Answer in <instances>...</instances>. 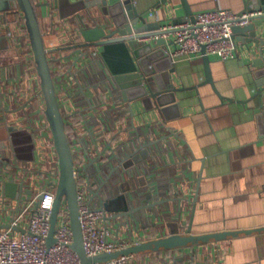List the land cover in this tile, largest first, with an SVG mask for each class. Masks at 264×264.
<instances>
[{"label": "built area", "instance_id": "2783aa9c", "mask_svg": "<svg viewBox=\"0 0 264 264\" xmlns=\"http://www.w3.org/2000/svg\"><path fill=\"white\" fill-rule=\"evenodd\" d=\"M259 14L260 11L240 13L215 7L197 12L194 21L164 24L162 28L173 29L172 33L163 34L166 42L172 44L168 47L169 57L174 61L203 54L221 60L234 58L237 44L232 37V26L247 23L250 17ZM14 15V20L5 18L0 27V35L15 52L14 62L4 66L0 63V126L30 132L34 160H18L9 137L0 140V178L15 181L16 193L19 192L17 198L0 200V213L7 215L4 221L7 227L0 228V264H79V257L71 248L70 213L63 200L57 212L54 240L47 244L59 160L44 112L45 102L25 20L20 11ZM66 22H60L64 24L61 44L53 47L44 42V45L48 49L57 102L73 158L83 249L87 256H94L144 240L139 233L113 235L110 222L120 224V219L125 218H112L103 203L119 193L129 194L135 201L139 199L140 176L146 172V161L155 155L151 147L156 143L149 147L150 157L124 169L115 167L120 159L156 137L151 136L155 131L149 126H129V105L117 94L101 49L95 45L71 46L82 41L80 26L66 27ZM53 24L47 33H52ZM42 33L44 36L46 32ZM12 101L17 106H13ZM34 101L36 108L31 106ZM126 131L127 137L123 138ZM114 152L119 157L115 158ZM30 177L32 186L26 187ZM44 179L47 180L44 182ZM123 183H128L129 189L122 188ZM137 256L133 253L91 264H135Z\"/></svg>", "mask_w": 264, "mask_h": 264}, {"label": "crops", "instance_id": "0c3cea01", "mask_svg": "<svg viewBox=\"0 0 264 264\" xmlns=\"http://www.w3.org/2000/svg\"><path fill=\"white\" fill-rule=\"evenodd\" d=\"M34 1L40 28L46 32L45 44L53 47L61 44L64 29L61 20H66V27L70 28L81 27L82 23L95 24L82 9L74 11L72 0ZM44 1L49 4L45 5ZM187 1L194 15L215 7L242 9L241 0ZM133 3L138 12L149 10L146 19L159 21L161 26L184 15L181 0H133ZM15 18L14 14L7 17ZM52 22L53 31L47 33ZM235 41L236 57L221 60L210 55L211 76L223 99L205 82L202 57H195L171 59L165 70L178 88L174 103L159 111L145 109L139 101L130 102L134 115L128 112L129 126H149L155 131L151 132L152 137L164 139L151 147L155 155L146 161V172L140 176L142 186L138 201H125L129 207L152 202L155 205L141 209L135 220L126 217L120 219V224L111 221L113 235L132 232L149 239L168 235L174 227L183 231L195 195L194 233L264 225V136L258 137L253 112L257 102L252 98L255 87L249 69L251 57L258 54L247 55L241 42ZM7 43L4 39L0 42L3 66L15 61V52ZM169 44L167 48L172 47ZM117 94L123 100L119 90ZM127 132H123V138L127 137ZM119 206L123 203L114 204L115 208ZM6 218V214L0 213V225ZM136 259L135 264H264V232L138 254Z\"/></svg>", "mask_w": 264, "mask_h": 264}, {"label": "water", "instance_id": "95a60500", "mask_svg": "<svg viewBox=\"0 0 264 264\" xmlns=\"http://www.w3.org/2000/svg\"><path fill=\"white\" fill-rule=\"evenodd\" d=\"M242 9L238 12H257L261 14L250 17L247 23L232 26V37L241 42L243 51L249 56L257 52V57H251L249 64L253 77L255 91L252 98H256L253 112L256 118L258 137L264 136V0H241ZM74 11L80 10L89 14L95 22L92 26L83 24L80 27L82 41L71 46L88 47L98 46L101 57L113 78L114 86L123 101H139L145 109L163 110L175 102V91L178 89L170 81L165 72L169 68L171 58L168 54L167 42L163 34L172 33L173 29L162 28L159 21H148L146 12H138L133 0H72ZM184 15L172 19V25L180 24L186 20L194 21L195 15L191 11L187 0H181ZM20 11L24 17L28 38L35 62V68L40 80V89L45 102V116L51 130L54 147L59 160V179L56 188L55 200L50 218V230L47 244H51L55 230L57 212L63 200L69 209L70 227L73 241L71 248L78 255L79 264H91L128 254H147L167 250L187 248L193 245L204 244L212 241L227 239L241 234L264 232V225L259 227L222 230L215 232L194 233L192 231L193 214L196 196L190 213L188 224L183 231L178 227L171 228L168 235L144 239L125 248L112 252H102L94 256H87L82 244V231L79 221V211L76 194V180L73 175V158L69 142L66 137L63 117L61 115L53 77L44 45L43 33L40 28L34 0H0V27L1 22L10 14ZM139 38H145L139 40ZM4 38L0 35V42ZM204 52V50H202ZM205 69V82L211 84L217 95L223 99L216 89L210 70V56L202 55ZM130 115H134L131 103ZM7 137L11 141L14 156L19 160H34V142L30 132L16 129L13 126H4ZM148 141L139 149L131 151L119 165L115 167L130 166L134 162L150 157L149 147L159 140ZM115 158L119 157L113 153ZM122 188L129 189L128 183H123ZM17 183L11 179L0 178V200L5 197L17 198ZM125 190V189H123ZM133 200V196L119 193L109 197L103 203L105 209L112 213V218L120 217L135 220L141 209L151 208L155 202L134 205L129 207L126 200ZM117 202L123 206L114 207ZM7 227L3 223L0 228Z\"/></svg>", "mask_w": 264, "mask_h": 264}, {"label": "rangeland", "instance_id": "374dc122", "mask_svg": "<svg viewBox=\"0 0 264 264\" xmlns=\"http://www.w3.org/2000/svg\"><path fill=\"white\" fill-rule=\"evenodd\" d=\"M17 103L15 101H12V105L13 106H17L16 105ZM32 107L34 106L35 108L37 107V103L36 101L32 102ZM13 120H15V117L12 118ZM0 140H7V130L4 126H0ZM49 179L51 178V176L49 175L48 177ZM47 179H44V182L46 181ZM32 183H33V179L30 177L28 178V180L26 181L25 183V186L26 187H29V186H32Z\"/></svg>", "mask_w": 264, "mask_h": 264}]
</instances>
